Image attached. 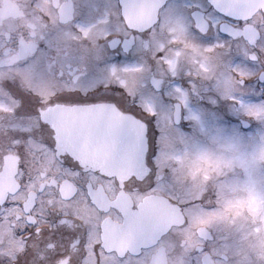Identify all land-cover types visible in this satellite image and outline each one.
<instances>
[{"label":"flooded vegetation","instance_id":"obj_1","mask_svg":"<svg viewBox=\"0 0 264 264\" xmlns=\"http://www.w3.org/2000/svg\"><path fill=\"white\" fill-rule=\"evenodd\" d=\"M213 2L0 0V264H264L227 184L264 132L241 109L264 101V0ZM123 115L147 125L127 174L104 133ZM195 158L206 192H185Z\"/></svg>","mask_w":264,"mask_h":264},{"label":"rangeland","instance_id":"obj_2","mask_svg":"<svg viewBox=\"0 0 264 264\" xmlns=\"http://www.w3.org/2000/svg\"><path fill=\"white\" fill-rule=\"evenodd\" d=\"M91 31H93V27H89ZM88 31V30H87ZM241 109L243 111L249 112L250 114L253 113L255 115L254 125L260 126L264 125V122H262V118L264 116V101H249L244 99L242 101ZM222 124V122H220ZM203 126H207L206 121L203 122ZM263 128L256 127L253 129V131L247 132V180H240L235 178L233 181L227 182V184L230 185L233 192L236 191V187H242L245 188L247 184V192H249L251 196V211L253 213L252 222L257 219V221L254 223V226H252L251 234L254 236L255 231L260 226L259 223H264V165L260 167L259 162L264 159V132H261ZM233 142H231V145H234L236 147L240 146L243 150H245V146L243 143V136L235 135L234 138L231 137ZM224 140V139H223ZM228 140V139H227ZM226 140V141H227ZM241 140V142H240ZM241 151L237 156H231L230 158L231 163H240V158L244 156L245 151ZM233 157V158H232ZM205 160H207L206 157ZM237 161V162H236ZM197 158L194 159L191 173L195 177V179L189 180L185 182V192H206L203 188V180H200L197 178V172H198V164H197ZM190 173V172H189ZM256 192V193H254ZM253 193V196H252ZM251 246L252 248L255 245L254 242L247 241V248ZM248 254L250 253L247 249ZM255 252H260L264 254V245L262 244L258 250Z\"/></svg>","mask_w":264,"mask_h":264},{"label":"water","instance_id":"obj_3","mask_svg":"<svg viewBox=\"0 0 264 264\" xmlns=\"http://www.w3.org/2000/svg\"><path fill=\"white\" fill-rule=\"evenodd\" d=\"M104 130L108 141H115L123 159L118 163L120 174L134 173L144 163L146 148L145 124L131 116H118L110 119ZM120 144V145H119Z\"/></svg>","mask_w":264,"mask_h":264},{"label":"snow or ice","instance_id":"obj_4","mask_svg":"<svg viewBox=\"0 0 264 264\" xmlns=\"http://www.w3.org/2000/svg\"><path fill=\"white\" fill-rule=\"evenodd\" d=\"M208 3L209 5L211 6V8L214 10V11H219V8L217 7V5L213 2V0H208ZM186 7H193V6H186ZM194 7H198V8H203L204 6L203 5H195ZM161 9L164 10L166 13L167 12H173V13H176V14H181V6L178 5V4H173V5H168L167 3L166 4H163L161 5ZM211 16V14H209ZM192 18L193 20H199L201 19L202 17L197 14V13H192ZM232 19H238V17H233ZM217 21L215 20H212V26L215 27ZM193 26H196V25H189V27H193ZM197 28V31H199V27L196 26ZM223 30V29H221ZM202 34L206 35L207 32H203ZM221 99H224V97H221ZM242 104V102H241ZM216 107H219V104L216 105ZM229 114L231 115V109H227ZM153 116H155V113H152ZM213 117H215V113H213ZM193 118H196L198 119V117H193ZM177 124L180 123L179 120L176 121ZM248 127V125H246ZM145 135H147V125H145Z\"/></svg>","mask_w":264,"mask_h":264}]
</instances>
